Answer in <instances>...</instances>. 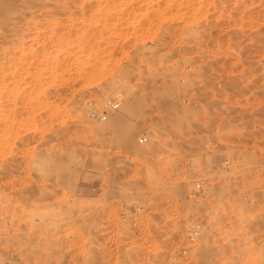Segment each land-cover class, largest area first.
Wrapping results in <instances>:
<instances>
[{"label":"rangeland","instance_id":"obj_1","mask_svg":"<svg viewBox=\"0 0 264 264\" xmlns=\"http://www.w3.org/2000/svg\"><path fill=\"white\" fill-rule=\"evenodd\" d=\"M0 264H264V0H0Z\"/></svg>","mask_w":264,"mask_h":264},{"label":"built area","instance_id":"obj_2","mask_svg":"<svg viewBox=\"0 0 264 264\" xmlns=\"http://www.w3.org/2000/svg\"><path fill=\"white\" fill-rule=\"evenodd\" d=\"M119 104L118 103H114V104H110L109 105V109L110 111H114L116 109H118ZM90 112V117L92 119H94V121H96L97 123H104L108 117V113L106 112V110L104 112H97V110H95L94 108H90L89 110ZM146 139L145 138H140V142L143 143L145 142ZM204 191V189H202L200 187V185H196V187H194L193 192L190 194V197H195L196 194H200ZM193 239L196 238L197 236V232L193 231V233L190 235Z\"/></svg>","mask_w":264,"mask_h":264},{"label":"bare ground","instance_id":"obj_3","mask_svg":"<svg viewBox=\"0 0 264 264\" xmlns=\"http://www.w3.org/2000/svg\"><path fill=\"white\" fill-rule=\"evenodd\" d=\"M147 5V4H146ZM129 9V8H128ZM133 9V8H132ZM122 14V13H121ZM112 16H110L109 18H111ZM114 17H115V15H114ZM116 118V117H115ZM126 119V118H125ZM115 121H114V123H117V125L119 126V124H121V122H122V119H119L118 117L116 118V119H114ZM114 125V124H113ZM116 125V124H115ZM115 128V127H114ZM7 167V166H6ZM5 167V168H6ZM8 169V168H7Z\"/></svg>","mask_w":264,"mask_h":264}]
</instances>
